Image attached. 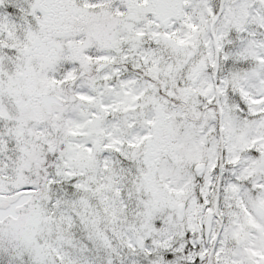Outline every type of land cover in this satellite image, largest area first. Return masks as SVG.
<instances>
[{
    "label": "snow or ice",
    "instance_id": "snow-or-ice-1",
    "mask_svg": "<svg viewBox=\"0 0 264 264\" xmlns=\"http://www.w3.org/2000/svg\"><path fill=\"white\" fill-rule=\"evenodd\" d=\"M0 264H264V0H0Z\"/></svg>",
    "mask_w": 264,
    "mask_h": 264
}]
</instances>
